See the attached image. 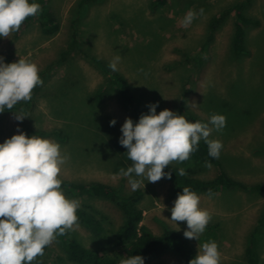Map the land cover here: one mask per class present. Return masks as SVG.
<instances>
[{
  "label": "rangeland",
  "instance_id": "rangeland-1",
  "mask_svg": "<svg viewBox=\"0 0 264 264\" xmlns=\"http://www.w3.org/2000/svg\"><path fill=\"white\" fill-rule=\"evenodd\" d=\"M241 1L166 0L152 13L150 0H98L83 9L77 31H84L87 36L81 42L82 48L103 62L109 63L114 56H120L117 69L142 103L139 116L147 114V105L151 103L157 105L156 112L168 108L190 122H195L191 114L207 122L212 114L224 115L225 126L221 130L212 129L208 137L222 143L219 164L227 174L245 184H264V0H250L242 11L243 15L258 21L245 26L247 53L244 56L235 58L230 52L236 11L229 13L213 33L206 52L200 53V46L208 37V19ZM76 2L49 0L60 24L58 32L45 37L33 22L18 33L11 32L8 37L0 38V57L5 63L18 58L29 59L39 70L57 59L70 41L69 22L76 16ZM189 9L196 16L191 24L184 26L182 20ZM48 76L43 91L33 97L32 107L23 114L24 120L15 119V114L20 115L21 111L0 113V142L18 131L27 135L23 122L38 132L62 129L69 133V139L62 143L54 136L35 134L61 146L66 160L61 166L60 180L98 181L123 188L125 193L131 192L120 170L131 166L132 162L127 158L126 149L117 151L115 145L125 117L135 123L139 116L134 117L125 108L114 89L108 90L100 106L88 105L92 100L87 97L90 98L106 78L78 51H71L68 59L55 65ZM113 118L115 124L110 126L109 120ZM209 127L212 126L209 124ZM116 160L123 163L120 170H115ZM202 166L201 170V166L189 165L190 175L200 179L216 175L214 166ZM137 179L144 180L143 177ZM140 188L143 190L139 202L143 210L141 224L156 234L162 232L164 225L176 229L177 225L169 219L176 197L172 195L170 181L165 178L145 181ZM62 192L68 199L92 203L106 217L104 226L107 228L115 229L120 224L122 215L110 202L65 189ZM256 193L238 188L221 190L213 196L197 193L199 207L209 212V223H216L218 229L203 240L188 239L195 252L200 251L202 243L214 241L219 264L244 261L246 234L264 207V194L248 198ZM176 223L177 230L183 234L185 222ZM72 230L76 243L89 249H107L105 239L94 238L82 226H74ZM262 244L264 258V238ZM114 252L118 264L127 257L122 248ZM32 264L76 263L68 258L55 238ZM144 264L183 262L176 254L167 252Z\"/></svg>",
  "mask_w": 264,
  "mask_h": 264
},
{
  "label": "clouds",
  "instance_id": "clouds-1",
  "mask_svg": "<svg viewBox=\"0 0 264 264\" xmlns=\"http://www.w3.org/2000/svg\"><path fill=\"white\" fill-rule=\"evenodd\" d=\"M39 11L36 0H0V38L17 31L27 17ZM195 16L189 9L183 25L191 24ZM119 61L120 56H114L108 63L109 69L117 71ZM38 73V66L29 59L5 63L0 57V111L30 100L32 90L42 84ZM156 107L155 103L148 104L147 114L142 113L135 123L125 117L120 126L118 142L132 162L120 170V175L127 178L132 191L144 187L145 181L169 178L170 172L164 169L173 161L188 160L200 140L205 141L210 157L220 156L222 143L208 137L212 129L221 130L225 126L224 115L212 114L207 123L190 122L168 108L156 112ZM24 117L15 114L17 121ZM114 124V118L109 120L110 126ZM65 160L57 142L26 136L23 131L0 142V264H32L57 235L77 226L76 212L81 202L66 198L58 178ZM205 166H209L207 161ZM177 174L183 176L186 170L180 168ZM181 189L173 201L169 219L177 225L176 229L179 227L176 222H185L183 236L197 240L211 217L199 207L197 193L188 187ZM121 264H144V259L139 254L130 255ZM187 264H219L217 244L202 243L200 251Z\"/></svg>",
  "mask_w": 264,
  "mask_h": 264
},
{
  "label": "trees",
  "instance_id": "trees-1",
  "mask_svg": "<svg viewBox=\"0 0 264 264\" xmlns=\"http://www.w3.org/2000/svg\"><path fill=\"white\" fill-rule=\"evenodd\" d=\"M97 1L98 0H77L75 11L76 16L69 22V29L71 32L70 41L68 42L67 47L59 53L57 59L47 63L43 69L39 70L38 74L42 80V84L32 90L30 100L26 102L21 101L13 106L11 110L6 109L0 111V113L21 111L22 114H25L28 109L32 107L33 97H35L37 93L43 91V86L49 78L48 73L51 72V69L54 68L55 65L66 61L71 51H78L87 58L93 67L100 70L106 78V82L98 86L90 98L87 97V100H92V103H88V105L95 104L100 106L106 93H108V90L114 89L118 93L125 108H127L134 117L139 116L142 110V103L132 92V87L127 78H125L118 70L115 72L111 71L108 67V62H103L104 60L99 59L95 54L87 52L82 48L81 42L83 39L87 38V36L84 34V31H77V21H81L83 9H86L85 7ZM36 2L40 5V11L35 16L27 17L22 22L19 29H24L30 26L33 22H36L43 36H53L60 29L57 16L49 6V0H36ZM165 2L166 0H150L149 10L153 13L163 6ZM249 3L250 0H242L241 2L234 3L231 6L222 9L217 14L212 15L208 19V37L207 40L201 44L200 53L206 52L207 44L213 38V33L224 23L231 11H236L233 31L230 38L231 55L235 58H239V56H244V54L247 53L245 26L258 23L257 20L242 14L243 9ZM85 11L86 10H84V13ZM19 29L15 31V33H18L20 31ZM199 64H201V61ZM71 83L73 84V82ZM71 83L70 85L73 87ZM91 109L92 108H89V110ZM190 116L194 121L207 123V121L201 117L193 114ZM23 125L28 132L26 136H31L30 134L35 135L37 133L51 135L54 136L59 143L66 142L69 139V133L62 129L38 132L37 130L31 129L30 125L25 122H23ZM117 142L115 149L120 151L123 146ZM206 161L209 165L216 168V175L213 178L200 179L190 175V170H188L189 165H192L193 167L201 166L202 170V164H205ZM120 167H123L122 161L116 160L115 170H120ZM180 168L186 170L185 175L181 176L177 174V170ZM164 171L170 172L169 178L165 179L171 183L172 195H177V193L181 192V188L183 187H188L195 193H202L208 196H213L221 190L224 191L233 188L245 191L253 190L257 192L256 194L248 195V198L264 194V184H245L227 174L219 164V160L213 159L208 155L207 145L204 140L198 142L195 151L190 154L188 160L183 162L173 161L168 165V168L164 169ZM62 189L74 191L80 196L106 200L113 204L122 215V220L115 229L107 228L104 226L106 217L96 210L92 203H80V207L76 212L78 218L77 225L87 229L94 238L105 239L106 242H108V247L107 249L100 248L99 250L86 248L80 243H76L73 230H66L63 235H57L56 240L60 244L62 250L67 254L68 258L76 264H118L117 256L114 252L116 248H122L127 256L139 254L143 257L144 263H149L162 254L171 252L176 254L183 264H187L188 260L196 254L191 242L185 238L179 230L164 225L162 232L156 234L150 228L141 224L143 218V210L139 207V202L143 196V190L141 188L125 193L123 188L121 189L98 181L67 182L61 180V190ZM217 226L216 223H209L199 238L202 240L207 238L209 234H213L214 231L218 229ZM263 238L264 207L257 215L254 224L246 234V241L242 253L244 261L235 262L234 264H264V258H262Z\"/></svg>",
  "mask_w": 264,
  "mask_h": 264
}]
</instances>
